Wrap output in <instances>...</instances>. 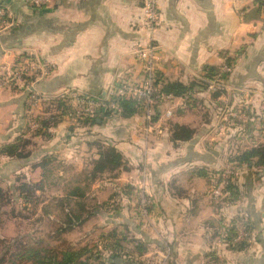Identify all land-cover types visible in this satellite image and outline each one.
<instances>
[{
    "label": "crops",
    "instance_id": "0c3cea01",
    "mask_svg": "<svg viewBox=\"0 0 264 264\" xmlns=\"http://www.w3.org/2000/svg\"><path fill=\"white\" fill-rule=\"evenodd\" d=\"M35 1L0 0L8 11L0 24V83L27 59L50 67L49 74L31 78L40 97L36 105L22 88H0V148L31 141L27 158L0 157L7 182L16 190L19 182L42 184L41 194L46 181H62L65 190L55 195L82 192L116 211L107 221L103 210L97 216L100 247L111 229L122 235L120 258L105 252L108 264H264V171L235 162L264 146V15L258 0H155L161 23L154 33L145 0ZM149 44L156 47L162 84H205L186 106L184 98L166 101L150 129L143 113L100 115L94 123L61 117L48 133L38 131L44 136L29 132L30 118L56 114L67 91L105 99L121 83H141L136 51ZM211 68L231 71L210 81ZM240 106L257 122L222 123ZM175 126L193 130L192 138L175 140ZM101 147L115 148L125 162L116 173L95 177ZM231 166L240 195L233 203L213 196L219 175ZM141 195L152 203L148 217ZM244 218L254 228L248 248L239 250L228 234Z\"/></svg>",
    "mask_w": 264,
    "mask_h": 264
},
{
    "label": "rangeland",
    "instance_id": "374dc122",
    "mask_svg": "<svg viewBox=\"0 0 264 264\" xmlns=\"http://www.w3.org/2000/svg\"><path fill=\"white\" fill-rule=\"evenodd\" d=\"M6 80L7 76L0 83L1 89L7 90ZM222 86H217L216 91L222 90ZM12 87L22 88L18 85ZM22 90L28 94L30 102V93L25 88H22ZM240 107L242 108L236 110V113L231 114L230 117H226V121L222 119V123L229 125L232 124L233 120L235 127L243 124L248 127L249 123L257 122L256 119L251 121L253 118H251L252 115L250 116L247 107ZM32 120L30 118L28 125L31 126L32 123H39L38 121L32 122ZM30 126L29 132L36 135ZM46 182L49 186L41 194L36 195L35 192L32 194L33 190H31L27 191L26 195L21 196L20 191L15 189L13 181L7 182V174H4L0 170V189L3 192V198L0 199V264H13V262L16 264H33V260L28 258L32 250L55 252L56 254L58 253L59 258H62L63 253L70 249L79 251L83 247L96 245L95 242L97 240L95 239L100 235L99 219L97 218L98 212L103 210L101 211L103 214L101 216L106 221L109 214L117 217L116 211L106 209L109 206L100 205L97 198L91 195L85 197V199L79 198L82 199L81 201H83L86 211L88 210L90 213V216L86 218L87 221L78 225L73 230H64L68 224L67 213L71 209H80L79 204L77 201H74L75 203L71 205L65 202L64 206L59 205L57 208L56 206H58V202L62 196L55 195V192L64 189L63 183L60 181L59 185H55L54 181L48 180ZM10 183H12L11 186L9 185ZM19 183L21 185L24 182ZM117 230L111 229L106 233L107 237H112V233H116ZM92 233L95 236L90 239L89 235ZM119 235L122 236L121 232L117 231L116 236L118 237ZM99 240L101 241V238ZM112 241H114L113 237L108 240L105 239V241L102 240L104 246L112 243ZM108 253L110 254V252Z\"/></svg>",
    "mask_w": 264,
    "mask_h": 264
},
{
    "label": "trees",
    "instance_id": "16d2710c",
    "mask_svg": "<svg viewBox=\"0 0 264 264\" xmlns=\"http://www.w3.org/2000/svg\"><path fill=\"white\" fill-rule=\"evenodd\" d=\"M229 67H232V64L230 63V60L228 61ZM230 69V68H229ZM229 72H223V69L217 70L215 68L208 69L207 71V80H214L216 77H220L219 79L224 80L228 77ZM125 83H121L118 85V88L122 87ZM156 85L159 87L160 92L162 93L163 96H172L174 98H186L189 97L191 98L189 102L193 99V95L196 93L197 89L200 87H204L205 84L201 85H191L190 87L185 86L180 83H166L162 84L160 78L158 75H156ZM216 95L221 94V90L216 91ZM121 99L119 98V101ZM121 107H122V112L120 113V117L124 119L132 118L135 115H142L144 113V108H143V101L133 95L126 97L124 100L121 102ZM56 114L50 116L47 119H36L42 126V130H45L48 133V130L51 126L56 125L61 117L65 118H70L72 120H75L77 122L80 121H86V122H96L100 116L98 115H91V116H85V117H75L73 115V110L72 107L69 105L68 101L64 99H60L57 101L56 105ZM158 110V109H157ZM158 113H156L154 122L156 121ZM53 124V125H51ZM38 132L36 136H44L46 134ZM42 134V135H41ZM194 134V131L186 128V127H181V126H175L174 127V133L173 137L177 141H188L192 138ZM47 136V135H46ZM31 145L30 140H24L20 139L17 141L16 144L14 145H8L4 146L0 149V155L2 156H8L11 158H16V159H25L30 155L29 152V147ZM124 158L123 156L115 149L112 147L109 148H100V159L96 161L93 164V173L94 176L97 177L98 175H102L104 173H111L114 174L117 171H119L122 167H124ZM235 162L239 166H247L249 168H258V169H263L264 171V146L256 147L251 150H247L243 153H241L235 160ZM43 167H47L48 163L44 162ZM44 186L42 184H28V183H22L18 187V191H20V195H26L27 191L33 190L31 193L34 194L33 192L36 193L38 190H42ZM82 190H79L81 192ZM228 192L230 195L228 197H224V200L226 202H235L240 198L238 188L233 182L229 188ZM2 191L0 189V199H2ZM86 195H84L82 192L78 194L76 192L75 195H70L66 197H62L59 202L57 208L59 205H65L64 203H69L70 205L72 203H75L74 201H77L79 204L80 209H71L67 213V227L64 230H73L75 229L78 225L83 224L84 222L87 221L86 218L90 216V213L88 210L86 211V207L81 201L83 198L85 199ZM46 210V209H45ZM86 214V215H85ZM254 228L253 224L249 223L248 225V230L252 231ZM112 237L114 241H112V245H105L104 247H100L98 242H95L96 245H91L83 247L82 249H79V251L76 250H69L63 253V257L59 258L58 253L56 254L55 252H50V251H37V250H32L30 252L31 255L28 256V258L33 260V264H108L106 259H105V252H110L111 257L115 258L116 260L120 258V252L119 249L121 248L119 245V241L117 239V231L116 233H112ZM238 236V230L237 228H233L229 231L228 234V240H234ZM112 237H109L111 239ZM247 243H238L236 244V248L239 250H245L248 248ZM101 250V251H100ZM95 252V253H94ZM119 253V255H117ZM33 255V256H32ZM32 256V257H31ZM13 264H16L13 262ZM114 264V263H112Z\"/></svg>",
    "mask_w": 264,
    "mask_h": 264
},
{
    "label": "built area",
    "instance_id": "2783aa9c",
    "mask_svg": "<svg viewBox=\"0 0 264 264\" xmlns=\"http://www.w3.org/2000/svg\"><path fill=\"white\" fill-rule=\"evenodd\" d=\"M35 3L42 6L47 3V0H36ZM258 3L264 15V0H258ZM144 9L147 25L154 33L161 23L155 0H145ZM7 12V9L0 7V24L5 23ZM136 56L143 70L142 73L144 77L141 83H125L121 88L117 87L113 89L109 97L105 99H94L75 91H67L61 96V99L68 101L75 117L80 118L91 115L119 117L122 112L120 102L126 97L133 95L143 101L144 121L147 129L152 128L157 109L166 101H172L174 97L163 96L159 87L156 85V47L153 44L140 47L136 51ZM225 71L230 72L231 70L225 68ZM49 72L50 67L48 65L43 64L35 58L27 59L17 70L13 71L7 77L5 83H7L9 87L18 85L27 89L30 93V103L36 105L39 103L40 97L33 90V81H31V78L35 76L43 77L49 74ZM119 98L121 99L120 101ZM184 99V104H186L191 98L186 97ZM171 115L172 112L168 111L167 116L170 117ZM31 129L38 132L42 130V126L39 123H32ZM236 176V167H229L219 175L217 186L213 191L215 199L228 197L230 195L228 188L233 182L235 183ZM139 202L142 214L144 217H148L152 205L150 199L145 195H141ZM249 223V220L244 218L236 224L235 228L238 230V236L234 240L235 243L250 244L252 231L248 230Z\"/></svg>",
    "mask_w": 264,
    "mask_h": 264
}]
</instances>
